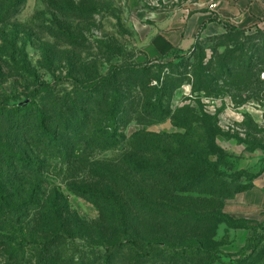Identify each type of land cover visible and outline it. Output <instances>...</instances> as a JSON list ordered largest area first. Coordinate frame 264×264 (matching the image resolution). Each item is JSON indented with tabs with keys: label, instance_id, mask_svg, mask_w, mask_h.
Listing matches in <instances>:
<instances>
[{
	"label": "trees",
	"instance_id": "obj_1",
	"mask_svg": "<svg viewBox=\"0 0 264 264\" xmlns=\"http://www.w3.org/2000/svg\"><path fill=\"white\" fill-rule=\"evenodd\" d=\"M25 1L0 0V28L17 18ZM227 28L237 37L247 33ZM220 58L206 66L203 58L195 64L192 58L180 63L157 58L144 65L111 64L103 73L93 66L92 72L78 71L67 85L54 76L53 82L25 83V94L0 92V264H116L127 255L132 256L128 264H156L160 249L168 254L163 264H221L215 243L208 245L198 235L228 223L223 210L177 204V196L190 193L222 198L215 163L187 145L173 150L146 131L133 137L137 159L123 158L122 169H104L97 160L126 141L132 122L147 129L170 119L201 139L215 138L218 123L200 99L196 107L182 106L172 116L166 104L186 84L194 93H208L220 83L251 81L255 69L264 66H255L243 48L239 56ZM22 71L26 68L0 48V85ZM52 158L101 186L73 189L100 208L97 223L83 221L59 188L46 184ZM150 188L161 192L140 193ZM134 218L137 222L130 224ZM140 218L143 227L159 232H142Z\"/></svg>",
	"mask_w": 264,
	"mask_h": 264
},
{
	"label": "rangeland",
	"instance_id": "obj_2",
	"mask_svg": "<svg viewBox=\"0 0 264 264\" xmlns=\"http://www.w3.org/2000/svg\"><path fill=\"white\" fill-rule=\"evenodd\" d=\"M195 1L175 0L167 6L162 0H26L17 18L0 28V48L5 47L19 68L26 71L9 75L2 81L0 92L5 90L11 94L18 90L16 92L25 94V83L53 82L54 76L67 85L78 71L92 72L93 66L103 73L111 64L144 65L157 58L165 63L192 58V64L203 58L206 66L230 53L239 56L241 48L254 59L255 66L264 64L261 47L264 35L255 34L258 29L264 31V24L240 29L247 32L240 37L231 33L233 28L209 30L201 33L187 50L176 49L155 58L146 56L145 47L158 28L150 21L151 13ZM197 99L201 100L204 112L218 123L219 134L215 138L201 139L197 133L174 126L170 119L147 129L132 122L125 132L126 141L97 157L99 167L118 171L123 167V158L137 159V149H132L131 144L138 132L146 131L152 138H161L173 150L187 145L188 151L209 158L217 166L220 182L216 188L222 198L190 193L177 196L180 199L177 204L199 210L222 209L228 221L219 224L214 232L209 230L198 237L204 236L208 245L215 243L222 253L221 264H231L239 258L246 260L245 264H264V209L253 210L244 202V194L264 172V66L255 69L251 81L220 83L208 93H194L192 86L186 84L166 105L172 116L182 106L196 107ZM49 166L46 184L58 187L71 211L83 221L97 223L102 215L100 208L73 190L80 186L95 190L99 186L95 180L81 170L71 171L60 159L52 158ZM134 190L137 196L135 186ZM150 190L140 193L150 196L161 192L157 188ZM134 219V222L129 219V223H136ZM140 220L143 227V219ZM144 231L159 232L146 226L142 228ZM210 233H214V237ZM154 255L156 264H163L168 256L162 249ZM131 258L121 257L116 264H128Z\"/></svg>",
	"mask_w": 264,
	"mask_h": 264
},
{
	"label": "crops",
	"instance_id": "obj_3",
	"mask_svg": "<svg viewBox=\"0 0 264 264\" xmlns=\"http://www.w3.org/2000/svg\"><path fill=\"white\" fill-rule=\"evenodd\" d=\"M169 5L175 0H162ZM216 4V9L211 5ZM150 21L158 28L145 47L149 58L161 57L176 49H189L203 32L252 28L264 24V0H197L183 7L152 12ZM245 204L253 210L264 209V172L244 194Z\"/></svg>",
	"mask_w": 264,
	"mask_h": 264
},
{
	"label": "built area",
	"instance_id": "obj_4",
	"mask_svg": "<svg viewBox=\"0 0 264 264\" xmlns=\"http://www.w3.org/2000/svg\"><path fill=\"white\" fill-rule=\"evenodd\" d=\"M210 7H211V9H213V10H214V9H216V8H217V5H216V4H212Z\"/></svg>",
	"mask_w": 264,
	"mask_h": 264
}]
</instances>
